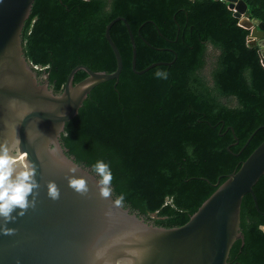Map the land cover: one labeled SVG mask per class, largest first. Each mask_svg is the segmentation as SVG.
Returning a JSON list of instances; mask_svg holds the SVG:
<instances>
[{"label": "trees", "instance_id": "1", "mask_svg": "<svg viewBox=\"0 0 264 264\" xmlns=\"http://www.w3.org/2000/svg\"><path fill=\"white\" fill-rule=\"evenodd\" d=\"M243 1L245 16L264 22V0ZM117 17L133 34L137 71L170 65L135 74L128 33L116 22L110 37L122 59L119 78L90 92L61 142L79 165L109 164L111 195L121 206L156 226L180 227L264 140L259 51L220 0H35L22 34L25 57L39 75L48 74L54 93L78 65L112 73L104 31ZM207 47L218 53L210 81L200 76ZM85 77L80 70L73 83ZM253 192L258 208L251 195L243 197L244 239L232 245L228 264H264V175ZM154 213L162 219L151 221Z\"/></svg>", "mask_w": 264, "mask_h": 264}, {"label": "water", "instance_id": "2", "mask_svg": "<svg viewBox=\"0 0 264 264\" xmlns=\"http://www.w3.org/2000/svg\"><path fill=\"white\" fill-rule=\"evenodd\" d=\"M220 1L235 12L239 25L250 31L248 40L256 39V47L264 54V22L245 16L248 7L243 0ZM34 2L0 0V141L12 142L19 136L21 150L28 152L38 183L30 197L34 206L22 216L13 212L15 220L7 227L14 231L0 232V264H228L232 245L244 239L240 229L243 197L251 195L258 208L253 187L264 175V140L238 170L216 184V190L180 227L156 226L121 206L111 194L101 196L98 176L67 154L61 137L66 123L77 116L90 92L119 78L122 59L110 37L111 27L116 22L124 24L135 74L170 64L154 63L137 71L133 34L128 22L117 17L104 31L115 58V71L95 72L78 65L69 72L62 91L54 93L48 74L39 75L23 50V29ZM80 70L86 77L74 84V75ZM237 143L236 139L233 145ZM72 177H82L87 190L74 191L68 183ZM49 182L58 189L57 199L47 195ZM3 223L0 219V225Z\"/></svg>", "mask_w": 264, "mask_h": 264}, {"label": "clouds", "instance_id": "3", "mask_svg": "<svg viewBox=\"0 0 264 264\" xmlns=\"http://www.w3.org/2000/svg\"><path fill=\"white\" fill-rule=\"evenodd\" d=\"M154 75L158 78H167V73L163 71H156ZM20 143L18 135L12 142L0 141V219L4 221L0 225V232L5 234L14 231L7 227L10 221L15 220L13 212L16 216H22L27 208L34 206L35 200L30 197L34 189L38 187L33 163L28 159V152L21 150ZM90 167L98 176L97 186L100 195L110 196L113 177L109 164L98 159ZM69 171L75 172V168H70ZM68 183L76 192L82 193L87 190L86 181L82 177H72ZM47 195L51 199H57L59 196L58 189L53 182L47 184Z\"/></svg>", "mask_w": 264, "mask_h": 264}, {"label": "rangeland", "instance_id": "4", "mask_svg": "<svg viewBox=\"0 0 264 264\" xmlns=\"http://www.w3.org/2000/svg\"><path fill=\"white\" fill-rule=\"evenodd\" d=\"M107 1H110V0H107ZM248 42L250 43V46L255 47L257 41H256V39H251ZM217 54H218L217 51L213 50L211 47H207V52H206V56H205V66L200 71V76L205 78L208 81H210V73L215 66ZM222 103L227 104L229 106H235V102L232 99H229V100L222 99ZM148 218L151 221L162 219L156 213L148 215ZM262 229L264 230V227H262Z\"/></svg>", "mask_w": 264, "mask_h": 264}, {"label": "built area", "instance_id": "5", "mask_svg": "<svg viewBox=\"0 0 264 264\" xmlns=\"http://www.w3.org/2000/svg\"><path fill=\"white\" fill-rule=\"evenodd\" d=\"M248 39V38H247ZM259 56H260V64L262 68L264 69V64L262 63V60L264 59V54H262V51H259ZM37 69V67H35Z\"/></svg>", "mask_w": 264, "mask_h": 264}, {"label": "flooded vegetation", "instance_id": "6", "mask_svg": "<svg viewBox=\"0 0 264 264\" xmlns=\"http://www.w3.org/2000/svg\"><path fill=\"white\" fill-rule=\"evenodd\" d=\"M248 41H249V40L247 39V43H249ZM39 80H40V79H39ZM40 81H41V83H42V80H40Z\"/></svg>", "mask_w": 264, "mask_h": 264}, {"label": "bare ground", "instance_id": "7", "mask_svg": "<svg viewBox=\"0 0 264 264\" xmlns=\"http://www.w3.org/2000/svg\"><path fill=\"white\" fill-rule=\"evenodd\" d=\"M263 53H264V51H263Z\"/></svg>", "mask_w": 264, "mask_h": 264}]
</instances>
